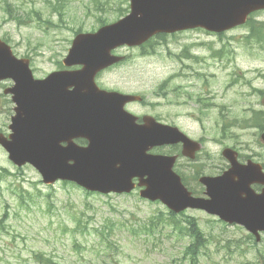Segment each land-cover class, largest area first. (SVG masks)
I'll return each mask as SVG.
<instances>
[{
	"label": "rangeland",
	"instance_id": "1",
	"mask_svg": "<svg viewBox=\"0 0 264 264\" xmlns=\"http://www.w3.org/2000/svg\"><path fill=\"white\" fill-rule=\"evenodd\" d=\"M57 2L0 0V39L17 57L31 60L36 78L63 68L78 32H95L101 22L113 23L130 12V0H67L60 15L53 11ZM253 18L252 26L264 28V11ZM252 26L220 35L195 29L155 38L146 48H119L115 54L126 60L101 73L97 83L142 95L144 103L128 105L130 111L151 113L203 138L223 165L228 163L220 153L226 146L264 161L261 131L234 127L223 137L220 130L224 116L242 121L264 112V44L253 38ZM12 84L0 85V132L5 134L15 104L4 89ZM0 169L7 172L0 179V264H41L37 253L56 264H193L186 254L194 242L187 236L196 227L188 223L192 219L206 238V246L192 254L199 264H264V235L257 243L243 227L205 212L187 210L173 219L165 205L143 200L139 190L106 196L89 195L70 183L48 186L32 166L17 168L1 146ZM185 174H192L187 186L198 191L194 171Z\"/></svg>",
	"mask_w": 264,
	"mask_h": 264
},
{
	"label": "water",
	"instance_id": "2",
	"mask_svg": "<svg viewBox=\"0 0 264 264\" xmlns=\"http://www.w3.org/2000/svg\"><path fill=\"white\" fill-rule=\"evenodd\" d=\"M259 10H264V0H131V13L125 18L95 33L76 35L63 64L80 69L56 71L45 79H35L30 60L16 57L0 40V82H14L4 93L16 104L12 133H0V145L15 165L32 164L45 184L66 180L102 194L145 187L140 191L143 198L160 200L175 213L204 209L225 222L245 226L260 241L264 191L249 192L253 181L249 178L240 193L228 190L230 176L238 169L235 151H224L233 163L225 177L201 179L210 199L194 197L174 171L177 157L149 151L183 142L187 154L190 148L199 151L201 145L178 127L152 117L137 123L138 117L125 105L142 98L102 90L95 80L100 71L122 60L112 54L120 46H141L155 35L194 28L222 33L245 24ZM75 139H85L88 145L80 146Z\"/></svg>",
	"mask_w": 264,
	"mask_h": 264
},
{
	"label": "flooded vegetation",
	"instance_id": "3",
	"mask_svg": "<svg viewBox=\"0 0 264 264\" xmlns=\"http://www.w3.org/2000/svg\"><path fill=\"white\" fill-rule=\"evenodd\" d=\"M177 115L178 114H176V116ZM141 116H145V114H142ZM236 121H237V118L231 120L227 116H224L221 122L222 123H235ZM220 130H221V128H220ZM190 137H192V136H190ZM194 139H196V138H194ZM199 141L203 145L202 150L199 151L198 153H195L194 158L185 157V156L184 157L182 156L181 159L178 158L176 166H177V168L179 167V169H182V171H183L182 176L185 178V180L187 182L191 181L192 174L187 175L185 173L189 172V171H194L193 179L199 182V189L197 191L199 195L196 192L195 193L198 196L207 197V195L205 193L206 187L200 182V178H203L206 176L217 177V176L222 175L229 168V163L227 165H223V163L221 162V159L215 158L211 154V151L207 149V141L204 140L203 138L199 139ZM182 147H183L182 144H178V145H173V146L170 145L169 147H166V148H168L172 152V155H179V157H180V154H181L182 149H183ZM233 149L237 151V153H238L237 157L242 164H245L249 161H253L255 163H261L263 165L262 170L264 171V161L261 159V156H258L256 154L244 155L240 152V150H238V148L233 147ZM187 152H188V154H190L188 156H191V154H193V151H191V150H187ZM222 153H223V150L221 151L220 154L222 155ZM180 161H184L186 164L180 166V164H179ZM263 188H264V186L259 185V184L253 185V189L257 193H260L263 190Z\"/></svg>",
	"mask_w": 264,
	"mask_h": 264
},
{
	"label": "trees",
	"instance_id": "4",
	"mask_svg": "<svg viewBox=\"0 0 264 264\" xmlns=\"http://www.w3.org/2000/svg\"><path fill=\"white\" fill-rule=\"evenodd\" d=\"M57 4H55L53 6V11L54 12H59L60 15H62V13L65 12V9L67 7V0H57ZM10 7V6H9ZM17 21H21L19 18H15ZM253 23V18L250 19L248 26H252ZM102 25H105V22H101ZM252 36L254 39H256L257 42L261 43L264 41V28L259 27V28H255L254 26H252ZM159 38H163L164 36L161 35ZM152 45V41L149 42V46ZM251 126L250 123H246V124H240V126ZM255 126L263 129L264 128V116L259 113L256 114L255 119H254V124ZM79 143L82 145L86 144V141L84 140H79ZM4 173H7L6 170L0 169V179L4 176ZM89 195H92V193H88ZM191 227H195L194 229L190 230V234H188L189 237H191V239L194 241L193 243H191L186 251L187 255H190V261H193V264H199V258L197 257L196 259L192 256V254H195L197 250H200L202 247L206 246V238L204 236V233L202 232V230L196 225L195 220H190L188 222ZM101 241L105 242V239L107 237H103L101 236ZM101 253H105L103 250H100ZM37 263H42V264H55L53 262V260L51 259H47L45 256L39 257V260L36 261Z\"/></svg>",
	"mask_w": 264,
	"mask_h": 264
},
{
	"label": "bare ground",
	"instance_id": "5",
	"mask_svg": "<svg viewBox=\"0 0 264 264\" xmlns=\"http://www.w3.org/2000/svg\"><path fill=\"white\" fill-rule=\"evenodd\" d=\"M245 184H246L245 180L235 181L234 179H231L230 180V186L228 187V190L242 189L245 187Z\"/></svg>",
	"mask_w": 264,
	"mask_h": 264
}]
</instances>
